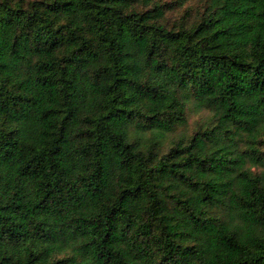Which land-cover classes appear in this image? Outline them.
I'll list each match as a JSON object with an SVG mask.
<instances>
[{
    "label": "trees",
    "instance_id": "obj_1",
    "mask_svg": "<svg viewBox=\"0 0 264 264\" xmlns=\"http://www.w3.org/2000/svg\"><path fill=\"white\" fill-rule=\"evenodd\" d=\"M0 264H264V0H0Z\"/></svg>",
    "mask_w": 264,
    "mask_h": 264
},
{
    "label": "rangeland",
    "instance_id": "obj_2",
    "mask_svg": "<svg viewBox=\"0 0 264 264\" xmlns=\"http://www.w3.org/2000/svg\"><path fill=\"white\" fill-rule=\"evenodd\" d=\"M193 1H195V0H193Z\"/></svg>",
    "mask_w": 264,
    "mask_h": 264
}]
</instances>
